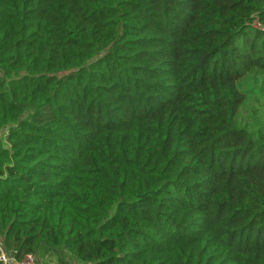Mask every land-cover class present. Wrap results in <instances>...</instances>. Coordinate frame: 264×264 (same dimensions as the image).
I'll use <instances>...</instances> for the list:
<instances>
[{
	"label": "trees",
	"instance_id": "obj_1",
	"mask_svg": "<svg viewBox=\"0 0 264 264\" xmlns=\"http://www.w3.org/2000/svg\"><path fill=\"white\" fill-rule=\"evenodd\" d=\"M260 73L264 0H0L4 249L264 264Z\"/></svg>",
	"mask_w": 264,
	"mask_h": 264
},
{
	"label": "rangeland",
	"instance_id": "obj_2",
	"mask_svg": "<svg viewBox=\"0 0 264 264\" xmlns=\"http://www.w3.org/2000/svg\"><path fill=\"white\" fill-rule=\"evenodd\" d=\"M242 87L246 89V100L238 111V126L245 127L250 131L264 128V73L248 77ZM7 131L8 128L2 130L1 136L3 138ZM49 254V251L43 250L42 253V249H40L37 255L38 260H48L49 256L55 258L54 255Z\"/></svg>",
	"mask_w": 264,
	"mask_h": 264
},
{
	"label": "built area",
	"instance_id": "obj_3",
	"mask_svg": "<svg viewBox=\"0 0 264 264\" xmlns=\"http://www.w3.org/2000/svg\"><path fill=\"white\" fill-rule=\"evenodd\" d=\"M37 256L33 253L26 254L21 259H16L7 252L0 242V261L2 264H37Z\"/></svg>",
	"mask_w": 264,
	"mask_h": 264
},
{
	"label": "crops",
	"instance_id": "obj_4",
	"mask_svg": "<svg viewBox=\"0 0 264 264\" xmlns=\"http://www.w3.org/2000/svg\"><path fill=\"white\" fill-rule=\"evenodd\" d=\"M49 258L50 259H52V260H54L55 258H53L52 256H49ZM73 258V257H72ZM75 259L73 258L71 261L74 263L75 261H74Z\"/></svg>",
	"mask_w": 264,
	"mask_h": 264
}]
</instances>
